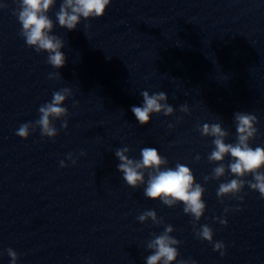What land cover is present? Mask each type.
<instances>
[{
	"label": "clouds",
	"instance_id": "9594fccd",
	"mask_svg": "<svg viewBox=\"0 0 264 264\" xmlns=\"http://www.w3.org/2000/svg\"><path fill=\"white\" fill-rule=\"evenodd\" d=\"M16 8L12 14L17 18L21 25L20 36L25 40L28 47L34 48L37 53L47 52V63L55 69H60L65 65L66 56L61 51L65 42L57 35L51 34L54 29V22L48 16L49 11L55 6L56 0H14ZM111 0H62L59 11L56 12V19L60 27L69 31L75 30L81 23V20L90 18H100L104 16ZM8 4L0 3V9H5ZM90 24H85V28H90ZM60 72L49 73L50 80L59 79ZM72 96L69 88H62L54 91L50 102L42 104L39 109V118L37 120L23 123L16 130L15 135L22 139H28L29 135L37 128L40 130L41 137L54 139L59 132L54 121L60 120L61 128H68L69 116L68 109L64 107L65 101ZM142 106H132L131 111L141 126L147 125L151 121L153 114L172 116L175 109L170 105L168 96L160 91L150 94L148 91H142ZM78 102L74 101V106ZM180 112L191 114L187 104L180 106ZM182 119V118H178ZM234 123L236 127V137L234 143H226V139L231 133L226 130L221 123H203L197 125L196 130L202 137H211L213 150L208 155L209 163L218 166L212 169L211 175L204 176V182L211 180L219 181L230 172L235 178L219 184L217 189V198L223 202L224 197H231L237 200H243L240 193L247 186L252 191L260 194L264 199V147L257 146L253 148L251 142L256 138L259 123L255 114L246 112L234 113ZM174 125L169 124V128ZM131 149L127 146L115 150V157L119 160L117 170L123 174V179L133 189L146 184L143 189V195L151 200H159L168 207H174L177 204H183V212L192 217L193 230L198 239L207 241L213 245V251L219 252L221 256L226 254L225 244L222 241H214V232L207 224L196 227L206 210V203L203 200L205 188L196 183L192 170L181 163L175 167H169V161L162 156L155 147H144L140 150V159L130 158ZM81 155L85 153L81 152ZM226 156L231 157V161L225 165L223 161ZM75 164L77 161L71 153L67 157ZM197 162L201 156L194 158ZM60 166L66 167L64 161ZM147 175V180L145 176ZM251 176V180L245 179ZM239 211L240 209H235ZM232 211L225 208V216ZM140 223H146L151 220L154 225L164 224L163 218L158 217L154 210H146L137 217ZM216 220L224 226H227L226 218L216 217ZM172 225L164 226L163 232L153 233V238L147 242V249L151 250V255L146 257V264H173L180 255L178 246L181 241L176 239ZM7 255L11 258L10 264H17L18 253L12 248H8ZM179 264H196L195 260L181 259Z\"/></svg>",
	"mask_w": 264,
	"mask_h": 264
}]
</instances>
